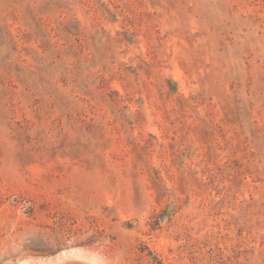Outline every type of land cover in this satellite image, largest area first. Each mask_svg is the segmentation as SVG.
Wrapping results in <instances>:
<instances>
[{
	"label": "rangeland",
	"instance_id": "obj_1",
	"mask_svg": "<svg viewBox=\"0 0 264 264\" xmlns=\"http://www.w3.org/2000/svg\"><path fill=\"white\" fill-rule=\"evenodd\" d=\"M0 264H264V0H0Z\"/></svg>",
	"mask_w": 264,
	"mask_h": 264
}]
</instances>
